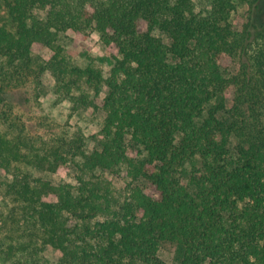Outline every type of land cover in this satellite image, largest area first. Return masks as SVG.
Listing matches in <instances>:
<instances>
[{
	"label": "trees",
	"instance_id": "1",
	"mask_svg": "<svg viewBox=\"0 0 264 264\" xmlns=\"http://www.w3.org/2000/svg\"><path fill=\"white\" fill-rule=\"evenodd\" d=\"M0 3V264H43L48 246L52 264H166L164 243L183 248L176 264H264V0ZM91 29L113 61L107 76L71 64L60 43ZM48 72L54 102L73 111L106 89L99 149L37 115ZM71 168L73 185L27 171Z\"/></svg>",
	"mask_w": 264,
	"mask_h": 264
},
{
	"label": "rangeland",
	"instance_id": "2",
	"mask_svg": "<svg viewBox=\"0 0 264 264\" xmlns=\"http://www.w3.org/2000/svg\"><path fill=\"white\" fill-rule=\"evenodd\" d=\"M247 5H241L233 14L236 23L243 24L246 20ZM35 14L39 18L45 17V11L36 10ZM7 15L0 3V25L7 22ZM64 47V53L68 61L80 67L91 65L92 67L101 70L104 76H107L113 61L110 58L109 52L104 43L101 41L99 35L94 29H91L87 35L67 31L64 38L60 41ZM33 53L41 60L48 61L52 52L49 48L40 44L33 46ZM239 71V64L237 60L228 61V72L230 74H237ZM42 84L40 87V106L37 109V115L42 116L52 126L59 131L79 132L86 137V145L89 151L99 149L97 144V134L99 132L101 123L104 119V112L100 109V101L106 95V89L103 88L99 98L96 100L98 106L96 108H81L77 111L72 110V105L69 101L55 103L52 97V89L55 81L50 72L42 76ZM232 104L231 96L227 98V107L230 108ZM71 133V134H72ZM76 133V134H77ZM28 173L34 178H40L44 181H49L53 185L58 186L62 182L75 184V176L77 171L71 168L69 171L51 172L49 170L28 169ZM110 179L113 184L120 189H123L127 184L141 187L147 194L154 195L153 188L150 184L140 179L138 181H131L128 177L123 178L116 172H106L103 174ZM183 254V248L177 244L164 243L160 245L158 250V257L166 264L178 263ZM57 252L51 247H46L43 252V264H52L56 258Z\"/></svg>",
	"mask_w": 264,
	"mask_h": 264
}]
</instances>
